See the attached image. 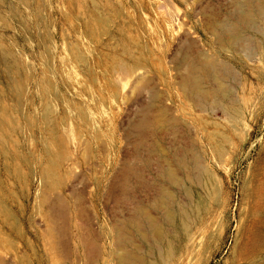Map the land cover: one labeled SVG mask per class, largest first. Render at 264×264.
<instances>
[{
    "label": "rangeland",
    "instance_id": "rangeland-1",
    "mask_svg": "<svg viewBox=\"0 0 264 264\" xmlns=\"http://www.w3.org/2000/svg\"><path fill=\"white\" fill-rule=\"evenodd\" d=\"M245 1L0 0V264H264V0L217 37Z\"/></svg>",
    "mask_w": 264,
    "mask_h": 264
},
{
    "label": "bare ground",
    "instance_id": "bare-ground-1",
    "mask_svg": "<svg viewBox=\"0 0 264 264\" xmlns=\"http://www.w3.org/2000/svg\"><path fill=\"white\" fill-rule=\"evenodd\" d=\"M245 4H246V8L245 9H241V8H238L237 9V14H238V16H237V22H235L236 24H223V25H221L219 28H218V40H220V41H227V42H232V41H234V40H236V39H238L239 37H240V34H239V30H238V27L240 28L241 26H249V25H251V24H253L254 23V21L256 20V17H257V15H260L261 14V12H262V10H261V8H260V6H259V4L257 3V1L256 0H246L245 1ZM263 5V4H262ZM110 13V12H109ZM261 16V15H260ZM259 16V17H260ZM262 16H264V15H262ZM101 21V20H100ZM98 22V21H97ZM97 26V25H96ZM148 26H150L149 24H148ZM253 26V25H252ZM101 28H102V26H101ZM96 30V29H95ZM96 34V33H95ZM86 37V36H85ZM96 40V39H95ZM86 50V49H85ZM48 54V53H47ZM209 55V54H208ZM207 54H206V56H208ZM211 55V54H210ZM209 55V57H205V56H201V57H204V59L203 58H201V59H203V60H200L199 58H196L197 60H198V62H199V60L201 61L198 65H199V67L201 68V73H204V76H206L207 78L209 77V78H212V79H214V78H216V75H215V73H214V71L216 70L217 71V67L216 66H218V63H215L217 60H216V58L214 59V60H212V55L210 56ZM200 57V56H199ZM192 60V59H191ZM216 60V61H215ZM215 61V62H214ZM221 62V61H220ZM192 63V62H191ZM196 64H190V66H189V69L188 70H190V73H189V75L187 76V77H185V79H184V81H182V85H184L185 87H187L191 92H193V93H205L204 91H203V89H202V85H201V82H202V80H201V78H202V76L198 73V67H195V65H197V62H195ZM222 63V62H221ZM224 63V62H223ZM226 63V62H225ZM123 64V63H122ZM121 64V65H122ZM68 68V67H67ZM121 68H122V66H121ZM123 68H125L124 66H123ZM188 68V67H187ZM225 68L227 69L228 67L227 66H225ZM23 69H25V68H23ZM28 69V68H27ZM219 69V68H218ZM223 69V68H222ZM229 69V68H228ZM29 70V69H28ZM200 72V71H199ZM203 75V74H202ZM225 75V74H224ZM184 77V76H183ZM204 78V77H203ZM181 84V83H180ZM223 84V83H222ZM221 84V85H222ZM49 86V85H48ZM57 86V85H56ZM226 88V87H225ZM19 102V101H18ZM20 111V110H19ZM92 114V113H91ZM47 121V120H46ZM158 121V120H157ZM216 130V129H215ZM46 132V131H45ZM97 132V131H96ZM225 135V134H224ZM219 138V137H218ZM225 139V137H223L220 141H219V147H217L214 151H215V153H216V155L219 157V158H221V157H223V153H224V151H223V140ZM215 141V140H214ZM209 145V144H208ZM46 149H47V147H46ZM213 151V152H214ZM213 155V154H212ZM213 157H215V156H213ZM191 158V157H190ZM193 160H194V164H195V166H193V167H195V169L196 170H198V172L196 173L197 175H196V180L200 183V184H202L203 185V183H204V185L206 184L205 182H206V180H208V182L210 183V184H212L211 186L213 187V189L214 190H217L218 189V186H217V184H213L211 181H212V179L214 178V176L215 175H211V174H213V172L210 174V172L208 171V169H206V165H205V167L203 166V165H201L200 164V162H199V158H198V156H196V155H193ZM184 159V158H183ZM184 160H186V159H184ZM184 160H177L178 161V167L179 168H181V169H184V168H186V169H188V165L189 164H187V161H184ZM208 168V167H207ZM188 171V170H187ZM186 171V172H187ZM168 172V171H167ZM173 172V171H172ZM172 172H171V174H172ZM188 173V172H187ZM186 173V174H187ZM169 174V173H168ZM167 174V175H168ZM171 174H169L168 176H169V179L172 181V183L174 184V182H175V185H176V183H177V185L176 186H178L179 185V187H181L180 186V181H179V179L178 178H180V177H178V176H176L175 174V172L173 173L174 175H175V177H178V178H174V176H172ZM188 175V174H187ZM214 179H216V177L214 178ZM213 179V180H214ZM180 180H182V179H180ZM217 180V179H216ZM174 181V182H173ZM216 182V181H215ZM216 183H218V181L216 182ZM43 184H46L45 182H43ZM219 185V184H218ZM207 188V187H206ZM54 189V188H53ZM52 190V189H51ZM164 197V196H163ZM162 199H164V198H162ZM163 200H161L160 202H162ZM166 201H167V199H166ZM163 203V202H162ZM161 205V204H160ZM164 205V204H163ZM141 209V208H140ZM145 210V209H144ZM144 210H139L140 211V214L142 215V217L144 218V220L147 222V225H148V227H149V229H150V233H152V235H156L157 233H161V231H160V228L158 229V227H157V225H156V223H155V221L151 218V217H149V214H147L146 213V211H144ZM167 211V210H166ZM139 217V216H138ZM139 222V221H138ZM143 222V221H142ZM140 224V223H139ZM138 224V225H139ZM130 225V224H129ZM137 225V226H138ZM136 226V227H137ZM126 229V228H125ZM143 229V228H142ZM145 229V228H144ZM132 231V230H131ZM140 231V230H139ZM136 232V231H135ZM144 232H145V230H144ZM147 232V231H146ZM120 234V233H119ZM146 234V233H145ZM145 234H143V235H145ZM118 235V234H117ZM147 235H148V233H147ZM160 235V234H159ZM122 236L120 235V238H121ZM117 238H119V236L117 237ZM119 238V239H120ZM124 238L125 239H127L125 236H123V239L121 238L120 240H124ZM118 239V240H119ZM129 239V238H128ZM112 240H113V238H112ZM114 240H115V238H114ZM125 241V240H124ZM124 241H121V243H124ZM127 241V240H126ZM113 242V241H112ZM127 242H129V241H127ZM114 245L117 247V242H114ZM123 246L125 245V244H122ZM120 246V245H119ZM126 248V247H125ZM113 249V248H112ZM120 249L123 251L124 249L123 248H118L117 250H119L120 251ZM116 250V251H117ZM132 251V250H131ZM131 251H130V253H131ZM112 252V251H111ZM118 252V251H117ZM118 253H120V255H119V259H118V264H134V263H136V262H138L139 261V258H136V256H133V254L132 255H130V253H127L126 251L125 252H118ZM118 253H116L115 255L117 256L118 255ZM98 255V254H97ZM137 255V254H136ZM99 256H100V254H99ZM112 256V255H111ZM138 256V255H137ZM140 256V255H139ZM138 256V257H139ZM141 257V256H140ZM115 258H117V257H114V260H115ZM110 259V258H109ZM113 260V259H112ZM117 260V259H116ZM117 263V262H116Z\"/></svg>",
    "mask_w": 264,
    "mask_h": 264
}]
</instances>
